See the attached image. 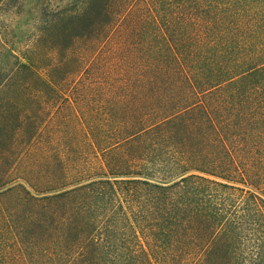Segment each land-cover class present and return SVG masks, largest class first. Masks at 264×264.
Wrapping results in <instances>:
<instances>
[{
  "label": "trees",
  "instance_id": "obj_1",
  "mask_svg": "<svg viewBox=\"0 0 264 264\" xmlns=\"http://www.w3.org/2000/svg\"><path fill=\"white\" fill-rule=\"evenodd\" d=\"M3 110L0 264H264V0H0Z\"/></svg>",
  "mask_w": 264,
  "mask_h": 264
},
{
  "label": "rangeland",
  "instance_id": "obj_2",
  "mask_svg": "<svg viewBox=\"0 0 264 264\" xmlns=\"http://www.w3.org/2000/svg\"><path fill=\"white\" fill-rule=\"evenodd\" d=\"M39 104V106H40V108L42 107L41 105H42V103L40 104V103H38ZM20 105V107H26V106H28V104H26V103H21V104H19ZM46 105V104H45ZM5 105H3V107H4ZM35 106V105H34ZM38 106V107H39ZM46 107H51V105H47ZM53 107V109H57V108H60L61 110L57 113V112H55V113H53V117L54 118H56V117H59V116H62V115H64L65 113H66V108H68V106L66 107V105H64V104H60V103H56L54 106H52ZM43 116L44 115V113H41V114H38V117H40V116ZM17 120L16 121H24V113H22V114H19V115H17ZM12 118H14V116L13 115H10L9 113H7L6 111H2L1 112V114H0V125H4V124H6V123H10V121L12 120ZM21 165H22V163H18L17 165H15L14 166V168L12 169V173H11V177H15V176H17V175H19V171H20V169H21ZM21 175V174H20Z\"/></svg>",
  "mask_w": 264,
  "mask_h": 264
}]
</instances>
